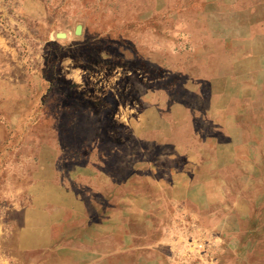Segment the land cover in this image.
Wrapping results in <instances>:
<instances>
[{"label":"crops","instance_id":"crops-1","mask_svg":"<svg viewBox=\"0 0 264 264\" xmlns=\"http://www.w3.org/2000/svg\"><path fill=\"white\" fill-rule=\"evenodd\" d=\"M27 2L25 29L17 32L26 46L0 42V264H181L178 242L209 227L223 238L218 264H259L254 248L264 241V11L252 13L254 22L237 34L209 28L214 45L208 51H216L215 59L187 62L196 72L185 71L184 97L163 89L157 103L153 93L157 117L148 114L146 131L155 147L166 150L130 160L122 143L125 159L114 172L112 154H70L78 129L93 133L83 146L96 140L94 108L76 106L88 81L84 59L71 43L78 25L67 30L78 18L73 1ZM218 18L216 11L209 16ZM29 115L31 122L24 123ZM67 116L74 144L68 142ZM130 161L138 169L131 186ZM79 162L89 165L82 171ZM113 186L120 191L116 208ZM95 187L101 199L94 198ZM259 256L264 264V253ZM190 264L205 263L199 258Z\"/></svg>","mask_w":264,"mask_h":264},{"label":"rangeland","instance_id":"rangeland-1","mask_svg":"<svg viewBox=\"0 0 264 264\" xmlns=\"http://www.w3.org/2000/svg\"><path fill=\"white\" fill-rule=\"evenodd\" d=\"M27 1L0 0V42L9 45L15 42L24 43L26 46L27 42H24L23 34H17V32L20 31L19 27L21 30L25 29L22 13ZM72 1L78 18L70 19L72 22L67 30L73 31L75 25L79 24L83 27L82 34L76 38L72 36L71 43L78 48L77 58L84 59L82 62L86 65V81H88L85 83L88 87L80 90L83 92L81 93L83 96L79 94L82 101H77L76 106L94 108L92 127H95L93 136L96 140L92 146H83L87 133L90 136L93 133L86 131L82 134V128L78 131L74 130L78 138L77 141L74 140V132L70 125L72 116H67L68 142L74 144L76 141L77 145L70 148V154L75 153L81 156L88 153L96 156L112 154L111 156L115 157L112 166L114 172L119 171L117 169L120 168V163L116 162H119L121 157L125 159V153L121 152L122 143L130 160H136L137 156L146 158L160 152L163 154L166 150L162 146L155 147L153 133L146 131L149 124L148 114H151L154 120L157 117L152 103L153 93L157 92V94L155 92L157 103H159V97L163 96V93L160 95L158 92L163 89L172 90L184 97L185 71H189L190 74L196 72L194 66L186 68L187 62L201 57L215 59L216 51H208L214 45L209 37V28L216 30L219 28L223 34H237L245 25L254 22L252 13L264 11V0ZM215 11L219 16L218 21L209 19ZM209 21H217V23L212 25ZM200 46L203 51L197 50ZM198 72L201 74L200 69ZM93 92L96 94L91 97L90 93ZM147 95L151 96V99H146ZM170 105L172 106L173 103H168V106ZM3 116L2 118L5 117ZM29 118L30 115L23 122L30 123ZM151 122L150 125H152ZM7 132L2 135L6 136ZM0 154H2V148H0ZM78 165L84 171L85 165L89 164L79 162ZM94 165L99 169L105 166V163ZM140 165L144 171L150 170V164L141 163ZM136 170H138L137 163L130 161L126 171L130 177V186L136 180H131ZM80 178L83 180L86 177L81 175ZM117 182L119 183V180ZM145 186L149 185L146 183ZM99 188L95 187L97 196L95 194L94 198L96 199H101ZM112 193V205L116 208L120 191L113 186ZM251 233L253 235V231ZM190 237L176 245L175 250L185 258L181 264H190L191 260L193 262L199 258L205 264H218L224 250L223 238L214 228L203 229L202 232L193 233ZM256 246L257 248H254L256 263L263 264L259 254L264 253V241L256 243ZM247 262L252 264L251 261Z\"/></svg>","mask_w":264,"mask_h":264},{"label":"water","instance_id":"water-1","mask_svg":"<svg viewBox=\"0 0 264 264\" xmlns=\"http://www.w3.org/2000/svg\"><path fill=\"white\" fill-rule=\"evenodd\" d=\"M82 25L81 24H79L77 27H76V34H78V35H80V34H82Z\"/></svg>","mask_w":264,"mask_h":264}]
</instances>
